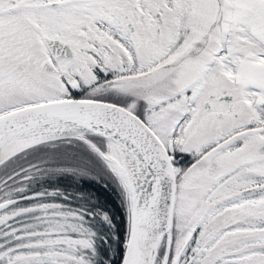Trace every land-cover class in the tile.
I'll return each mask as SVG.
<instances>
[{
	"label": "snow or ice",
	"instance_id": "1",
	"mask_svg": "<svg viewBox=\"0 0 264 264\" xmlns=\"http://www.w3.org/2000/svg\"><path fill=\"white\" fill-rule=\"evenodd\" d=\"M0 264H264V0H0Z\"/></svg>",
	"mask_w": 264,
	"mask_h": 264
}]
</instances>
